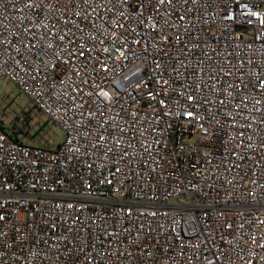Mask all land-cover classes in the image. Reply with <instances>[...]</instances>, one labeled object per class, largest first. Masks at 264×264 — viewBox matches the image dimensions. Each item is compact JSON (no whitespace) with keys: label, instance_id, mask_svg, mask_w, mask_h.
Returning a JSON list of instances; mask_svg holds the SVG:
<instances>
[{"label":"built area","instance_id":"2783aa9c","mask_svg":"<svg viewBox=\"0 0 264 264\" xmlns=\"http://www.w3.org/2000/svg\"><path fill=\"white\" fill-rule=\"evenodd\" d=\"M0 80V264H264V0H0Z\"/></svg>","mask_w":264,"mask_h":264},{"label":"rangeland","instance_id":"374dc122","mask_svg":"<svg viewBox=\"0 0 264 264\" xmlns=\"http://www.w3.org/2000/svg\"><path fill=\"white\" fill-rule=\"evenodd\" d=\"M0 127L25 143L52 148L64 140L63 130L52 123L14 83L0 80Z\"/></svg>","mask_w":264,"mask_h":264}]
</instances>
